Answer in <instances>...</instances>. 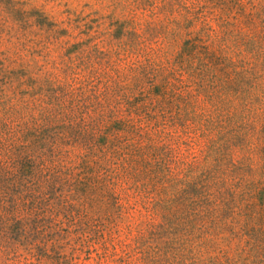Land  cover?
Listing matches in <instances>:
<instances>
[{
	"label": "rangeland",
	"instance_id": "1",
	"mask_svg": "<svg viewBox=\"0 0 264 264\" xmlns=\"http://www.w3.org/2000/svg\"><path fill=\"white\" fill-rule=\"evenodd\" d=\"M2 204L0 264H264V0H0Z\"/></svg>",
	"mask_w": 264,
	"mask_h": 264
},
{
	"label": "trees",
	"instance_id": "2",
	"mask_svg": "<svg viewBox=\"0 0 264 264\" xmlns=\"http://www.w3.org/2000/svg\"><path fill=\"white\" fill-rule=\"evenodd\" d=\"M0 207L4 208L3 204L0 205ZM6 217H7V211L4 208V209H2V213L0 214V223L2 224L0 226V231H2L6 227L8 222H9V219H7ZM17 222H18V220H17ZM61 239L62 238L59 237L58 234H55V233L52 234V238L50 237V245H51V247H56V248L60 247L61 244H59V243H60Z\"/></svg>",
	"mask_w": 264,
	"mask_h": 264
}]
</instances>
